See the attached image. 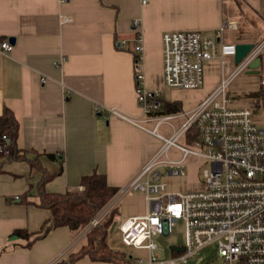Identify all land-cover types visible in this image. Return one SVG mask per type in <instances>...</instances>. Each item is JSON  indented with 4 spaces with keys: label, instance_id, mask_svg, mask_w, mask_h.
Returning <instances> with one entry per match:
<instances>
[{
    "label": "crops",
    "instance_id": "obj_1",
    "mask_svg": "<svg viewBox=\"0 0 264 264\" xmlns=\"http://www.w3.org/2000/svg\"><path fill=\"white\" fill-rule=\"evenodd\" d=\"M147 1L0 0V41L15 39L12 52L0 50V117L8 108L18 120L17 147L25 157L0 162V264H49L60 255L67 264H112L88 255L75 259L88 243L81 230L62 226L35 239L51 224V210L39 205L44 175L60 172L44 186L53 194L79 189L94 171L116 189L132 179L160 142L108 109L154 127L137 102L138 75L143 87L161 91L163 104H181L180 112L216 89L223 74L218 60L207 66L199 90L165 85V33L214 34L228 20L235 27L225 31L224 42L256 44L253 37L264 38V0ZM136 19L138 31L132 29ZM138 34L144 47L139 65ZM187 169L189 191L202 188L192 162Z\"/></svg>",
    "mask_w": 264,
    "mask_h": 264
},
{
    "label": "built area",
    "instance_id": "obj_2",
    "mask_svg": "<svg viewBox=\"0 0 264 264\" xmlns=\"http://www.w3.org/2000/svg\"><path fill=\"white\" fill-rule=\"evenodd\" d=\"M139 26V20L132 22L134 31H138ZM231 26L235 27L225 20L214 34L174 31L163 36L164 83L170 89H201L205 84L207 66L215 60L220 62L222 79L200 103L187 111L163 114L161 91L143 87V76L138 75L137 102L142 115L146 116L145 121L153 122L154 127L143 126L139 120L127 117L117 109H108L110 115L154 135L160 148L130 181L119 188L118 194L80 234L88 235L116 208L119 200L139 192L145 195L147 214L127 219L118 229L126 247L148 251V264H190L191 259L202 251L213 252L212 257L218 258L220 264H264V129L256 126L250 110L230 107L231 99L227 94L232 79L249 69L256 59L264 57V38L230 70L226 67V58H235L236 44L224 42L222 36ZM135 41L139 65L144 49L140 34ZM125 44L126 41L120 43ZM0 50L8 54L13 51V45L10 41H0ZM261 84L264 86V69ZM178 119L183 122L175 127L173 121ZM163 125L170 128V136L161 132ZM191 131H194L196 143L202 150L179 144V140ZM173 148L178 151L177 159L170 156ZM12 153L10 139L3 135L0 154L9 157ZM190 156L196 157L202 165L210 164V168L204 170L202 188L170 193L162 181L163 176L166 173L186 176ZM180 220L185 222V244L172 249L181 247L183 251H174L177 255L172 258H162L156 240L170 236ZM63 258L64 255H60L49 264H67ZM131 261L132 264L144 263L139 257Z\"/></svg>",
    "mask_w": 264,
    "mask_h": 264
},
{
    "label": "trees",
    "instance_id": "obj_3",
    "mask_svg": "<svg viewBox=\"0 0 264 264\" xmlns=\"http://www.w3.org/2000/svg\"><path fill=\"white\" fill-rule=\"evenodd\" d=\"M135 59L137 60V56ZM261 98L264 103L263 85H261ZM180 111L181 104L166 102L163 104L161 113L174 114ZM18 132V120H16L10 109L5 108L4 114L0 117V142L3 135L9 137L13 149L12 155L8 158L9 160L25 158L17 147ZM4 157V154H0V162ZM33 163L37 165V163ZM37 168L40 169L39 165H37ZM58 174L60 172L46 173L39 186V205L51 210V224L37 234L35 239L44 237L52 228H60L62 226L69 227L75 233L83 230L105 209L119 191V189L108 185L106 175H101L94 171L82 179L80 183L81 189H69L66 193L61 194L45 192L44 186L46 182L54 179ZM116 214L117 210L111 211L105 216L104 220L91 229L87 235L88 243L82 246L79 252L75 254L76 260L88 255L91 259L97 261L110 262L112 264H132L130 255L125 251L113 249L108 244L109 231L115 222ZM17 234L30 237L25 231H19Z\"/></svg>",
    "mask_w": 264,
    "mask_h": 264
},
{
    "label": "rangeland",
    "instance_id": "obj_4",
    "mask_svg": "<svg viewBox=\"0 0 264 264\" xmlns=\"http://www.w3.org/2000/svg\"><path fill=\"white\" fill-rule=\"evenodd\" d=\"M255 38L256 37H253V39L256 40L255 42L258 43L260 40L258 41L257 38ZM226 63V67H228L230 70H233L237 66L235 58L231 56L226 58ZM262 68L263 66L261 65L259 68V74L251 73L250 70L245 69L244 72L232 79L227 91L228 97L231 99L230 107L235 109L250 110L253 114V120L256 126L260 129H264V103L261 98ZM181 122V120H174L173 124L175 127H178L181 125ZM160 130L167 136L171 135V130L168 126L163 125ZM179 144H182L187 148L190 147L192 149L202 150V148L196 143L194 131H191L188 136L181 138L179 140ZM170 156L172 159L179 158L176 148H173L170 151ZM190 162H192L193 165L194 179L204 181V170L210 168V164L202 165V162L194 156L189 157L187 164ZM186 173H188L187 176H171L167 173L163 176L162 181L167 184V188L170 193H186L189 191V186L191 184L190 169H187ZM114 210H117L115 218L118 226L134 215L146 214L147 203L145 195L139 192L128 194L119 200V203ZM118 226L112 232H109V246L118 251H125L133 259L138 257L142 258L144 261L143 264H148V251L126 247L122 242V233L119 231ZM173 231L174 232L170 236H161L156 240L158 246H160L162 258L165 257L169 259L173 256H176L177 253L172 250V247L178 245L183 246L185 244V222L183 220L178 221L174 225ZM212 256L213 252L208 251L206 253L205 251H202L198 255L194 256L193 259H191L190 264H220V260Z\"/></svg>",
    "mask_w": 264,
    "mask_h": 264
},
{
    "label": "water",
    "instance_id": "obj_5",
    "mask_svg": "<svg viewBox=\"0 0 264 264\" xmlns=\"http://www.w3.org/2000/svg\"><path fill=\"white\" fill-rule=\"evenodd\" d=\"M15 39L12 38V40H10L11 43H13ZM255 44L253 43H239V44H236V54H235V62L236 64H239L243 59L244 57L246 56V54L254 47ZM261 65L263 66V69H264V57H259L258 59H256L250 66H249V69L251 73H256V74H259L260 70L259 68L261 67ZM117 226V223L115 222L112 226V228L110 229V231H113ZM19 237L18 236H13L11 238V240H14V239H18ZM176 250H179V251H183V248L181 247H178V248H175Z\"/></svg>",
    "mask_w": 264,
    "mask_h": 264
}]
</instances>
